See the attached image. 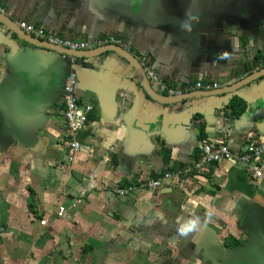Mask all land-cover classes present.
I'll list each match as a JSON object with an SVG mask.
<instances>
[{"label":"crops","instance_id":"obj_1","mask_svg":"<svg viewBox=\"0 0 264 264\" xmlns=\"http://www.w3.org/2000/svg\"><path fill=\"white\" fill-rule=\"evenodd\" d=\"M0 6L15 28L27 23L73 42L123 39L167 98H152L115 52L65 59L0 21V264H264V182L227 160L193 169L203 141L236 155L264 145V120H254L264 106V0ZM70 73L81 105L93 107L74 161L64 121ZM17 75L34 86L28 100L12 88ZM200 82L219 87L200 90ZM186 168L160 191L113 192Z\"/></svg>","mask_w":264,"mask_h":264},{"label":"built area","instance_id":"obj_2","mask_svg":"<svg viewBox=\"0 0 264 264\" xmlns=\"http://www.w3.org/2000/svg\"><path fill=\"white\" fill-rule=\"evenodd\" d=\"M5 14V9L0 6V15ZM19 28L28 34H32L35 37L50 43L54 46L65 48L70 51H88L94 49L108 48V47H121L127 49V45L123 39L115 36L105 37L97 39L92 43L89 42H73L62 37H58L52 34H47L45 30L27 23H21ZM65 58H69L64 56ZM142 65L146 64V59L141 62ZM261 65H264L262 62ZM148 78L154 81H158V75L149 70L147 73ZM77 82V76L75 73H70L66 78L63 88L64 94V121L68 138L70 139V160L74 161L76 156L81 152V145L78 141V135L84 131L87 127V120L93 107L90 105H81L76 92L75 86ZM219 84L214 83H197L196 88L206 91L217 89ZM168 94L170 96H182L183 91L174 90L168 88ZM202 154L198 161L195 162L193 169L196 171H202L207 166H211L220 163L223 160L231 161L236 164H244L251 168L253 175L256 179L264 182V145H252L248 147L247 152L244 154L236 155L227 146H223L220 140H210L201 142ZM193 169L186 168L183 171H168L159 178H148L145 180H139L137 183L125 188L119 186L114 187L113 192L119 197H127L134 191H160L173 181H177L181 174L188 175ZM89 191L87 189H81V196L85 197ZM66 209L62 207L59 212V217H65ZM42 225H46L47 221L43 220Z\"/></svg>","mask_w":264,"mask_h":264},{"label":"water","instance_id":"obj_3","mask_svg":"<svg viewBox=\"0 0 264 264\" xmlns=\"http://www.w3.org/2000/svg\"><path fill=\"white\" fill-rule=\"evenodd\" d=\"M138 5H136L137 7ZM140 6L143 8V4L140 3ZM0 21H2L3 23H5L6 25H8L12 31H14V33H16L17 35H26L29 36L31 38V40H36L37 44L42 46V47H47L49 49H54L57 51H60L64 56L67 57H71V56H83V57H91V56H95V55H99L101 53H105V52H115L117 53L121 58L127 60L129 63H131L135 69L138 71L139 75H140V79H141V83L145 89V91L154 99H156L157 101H161V99L165 100L167 98H164L163 96L159 95L158 93H156L153 88L150 85V79L148 78V75L146 73V71L144 70L143 66L139 63V61H137L135 59V57L133 55H131L126 49L121 48V47H108V48H101V49H94V50H88V51H70L68 49L65 48H60L57 46H54L50 43L47 42H43L41 41V39L39 38H34L33 36L29 35L28 33L24 32L23 30H21L18 27H13L10 23L14 24L7 16L5 15H0ZM10 22V23H9ZM66 59V58H65ZM262 75V73H258V75H252L250 77H248L247 79H245L244 81H242L240 83L239 87H242L244 85H246L247 83H250L252 81H254L255 79L259 78ZM11 85L12 88L16 91L17 96H19L20 99H22L21 97H25V100H28L30 98H28L31 94V92L33 91V84L29 83V80H27V77H21L19 75L16 76V78H14L13 80H11ZM41 87H43V84L40 83L39 84ZM237 89V88H236ZM13 94H15L13 92ZM253 108H255V106H253ZM259 120L262 119L264 120V106L259 108L255 113H254V120ZM262 240L264 239V232H262Z\"/></svg>","mask_w":264,"mask_h":264},{"label":"trees","instance_id":"obj_4","mask_svg":"<svg viewBox=\"0 0 264 264\" xmlns=\"http://www.w3.org/2000/svg\"><path fill=\"white\" fill-rule=\"evenodd\" d=\"M31 209H33L32 207H30Z\"/></svg>","mask_w":264,"mask_h":264}]
</instances>
